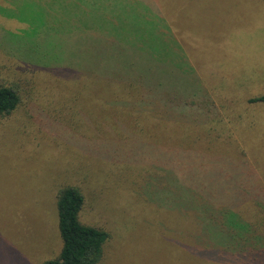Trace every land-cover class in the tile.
<instances>
[{"label":"rangeland","instance_id":"374dc122","mask_svg":"<svg viewBox=\"0 0 264 264\" xmlns=\"http://www.w3.org/2000/svg\"><path fill=\"white\" fill-rule=\"evenodd\" d=\"M46 11L81 30L123 33L119 43L141 49L151 75L185 93L212 91L220 116L246 115L219 134L188 96L174 110L194 114L193 124L159 119L146 92L98 80V66L63 91L0 49V83L21 86L19 108L0 119V264L58 258L57 193L69 184L85 195L81 221L110 233L99 264H249L264 233L262 213L254 218L264 206V104L246 108L264 94V0H0V34ZM205 158L224 176L203 169ZM233 217L261 231L237 235Z\"/></svg>","mask_w":264,"mask_h":264},{"label":"trees","instance_id":"16d2710c","mask_svg":"<svg viewBox=\"0 0 264 264\" xmlns=\"http://www.w3.org/2000/svg\"><path fill=\"white\" fill-rule=\"evenodd\" d=\"M49 13L47 11L44 14L30 12L22 17L18 16L25 27L18 32L6 30L0 34V49L17 59L25 68L47 74L50 77L49 81L55 79L52 82L54 85L62 84L63 91L71 88L76 90L73 82L81 81L82 78L86 80L85 76L95 75L97 73L95 66H98L100 68L98 69V80L117 84V90L131 91L132 87H136L146 92L151 98L152 105L158 111L159 119L168 120L173 115L193 124L194 114L181 109L174 110L179 105L177 102L191 96L190 102H187L186 106L199 109V114L203 116V119H206L202 120L203 123L210 130H219V134H221V131L228 129L232 133L234 129H237V126L241 125L246 112L238 115L225 113L222 116L218 115L217 111L220 110V107L215 96L211 94L212 91L185 93L178 87L179 83L167 80L160 74L151 75L150 63L138 60V53L142 50L129 46L127 42L130 40H123L126 42L124 45L119 43L116 36H123V33L115 35L104 31L81 30L79 27H75L67 17L54 16ZM11 17L15 18L14 15ZM146 30L150 31V28L147 27ZM111 36H113L112 43L108 45L106 43ZM142 36L146 37L143 34ZM77 62H80L83 69H77L78 66L75 65ZM74 77H79V79ZM66 83L71 88H63ZM20 94L21 86L0 83V119L11 116L19 108ZM143 99L145 100V98ZM246 104L247 109L256 104H264V94L246 99ZM145 109H147L146 106ZM205 159V164L202 162L203 169L210 168L212 172L216 173L217 179L220 175L224 176V170L218 167L220 161L213 158ZM231 167L243 169L244 172L251 170L249 166L247 170L244 169L245 166L241 162L231 165ZM261 198H264V195H261ZM226 200L229 203L228 197ZM85 203L84 192L77 185L69 184L58 191V229L62 247L58 258L46 261L44 264H99L101 262L104 246L110 240V233L105 226L89 225L81 221L80 214ZM260 212L264 217V206L258 207L257 216L254 218H259ZM235 220L233 217L229 227L231 231L239 235L240 228L245 226ZM260 226L251 222V227L255 230L261 231ZM251 227L248 225L244 230ZM261 234V243L263 244L264 233L261 231ZM262 244L257 245L259 251L255 256H244L248 259L249 264H264V246L262 248Z\"/></svg>","mask_w":264,"mask_h":264}]
</instances>
